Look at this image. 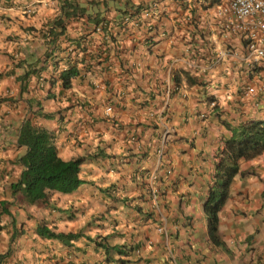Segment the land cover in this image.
Returning a JSON list of instances; mask_svg holds the SVG:
<instances>
[{"label":"crops","instance_id":"crops-1","mask_svg":"<svg viewBox=\"0 0 264 264\" xmlns=\"http://www.w3.org/2000/svg\"><path fill=\"white\" fill-rule=\"evenodd\" d=\"M156 1L143 16L137 0H106L96 16L109 21L115 36L103 43L70 31L55 44L51 35L48 41L41 36L40 54H26V70L33 57L39 68L26 77V89L6 66L0 79V201L10 205L17 232L8 224L11 216L0 215V253L10 249L4 264H264V151L239 162L217 213L222 246L209 241L202 211L229 136L221 120L231 126L264 112V97L253 108L236 91L246 80L245 36L223 28L225 18L213 4ZM121 9L133 11L138 23L120 29ZM82 58L91 72L63 89V63L70 59L80 69ZM206 97L224 105L219 116L209 114ZM25 117L52 133L60 158L89 157L79 171L85 183L52 196L58 209L63 199L87 208L100 204L71 219L65 208L62 214L51 210L48 220L58 230L80 232L71 246L38 241L33 226L46 209L13 201L17 194L9 184L20 172L24 147L16 138ZM100 150L102 159L94 156ZM98 243L125 253L105 252Z\"/></svg>","mask_w":264,"mask_h":264},{"label":"trees","instance_id":"trees-1","mask_svg":"<svg viewBox=\"0 0 264 264\" xmlns=\"http://www.w3.org/2000/svg\"><path fill=\"white\" fill-rule=\"evenodd\" d=\"M3 1L7 2L9 0ZM63 24V20L58 19L53 22L52 28L48 30V33L54 39V44L56 39L65 38V26ZM54 29L58 30L55 31ZM48 57L45 58L46 61L49 59ZM80 62L85 63L81 64L80 69L74 62L68 63L67 68L58 74V80L63 89L70 85L72 78H81L82 73L91 72L90 66L85 62V58L80 59ZM49 65L53 67L51 69H54L57 67L58 61H56V65L53 63ZM10 72L22 85L25 84L24 87L21 86L22 89H26V83L28 82L26 77H29L30 74L35 77L39 72V68H31L30 66L24 74L18 77L14 71L11 70ZM209 114L219 116L220 112L217 106H211ZM222 122V126H225L229 131V136L223 141V147L219 152L220 155L214 164L212 181L207 187V193L202 203V211L206 219L207 237L212 244L221 246L222 241L217 234V213L227 197L232 178L239 171V162L252 159L264 151V112L259 118L241 119L231 126L226 121ZM16 143L19 146H23L24 151L17 161L20 166L18 177L9 184L11 193L21 196L28 204H37L43 210L46 209L44 215L38 218L33 226L32 232L35 237L39 238L38 241L45 243L58 241L63 245L71 246V241L81 234L80 232L58 230L56 224L49 222L51 210L61 211V209H58L59 206L56 205L57 199H52V196L55 193L58 195L69 194L85 183L79 171L82 164L89 157L82 155L66 160L60 158L52 141V133L43 127L33 125L30 119L26 117L17 128ZM100 151V156L98 153L94 154V156L102 159L105 155L102 150ZM2 214L11 216L8 224L11 225L13 230L15 225L14 218L7 210L4 201H0V215ZM65 215L68 219L73 216L68 209H65ZM16 232V230H13V234ZM11 237L13 236L11 235ZM96 245L102 247L105 252L108 249H114L117 255L125 253L124 248L121 246H108L99 243ZM9 255V248L5 252L0 253V264H4Z\"/></svg>","mask_w":264,"mask_h":264},{"label":"built area","instance_id":"built-area-1","mask_svg":"<svg viewBox=\"0 0 264 264\" xmlns=\"http://www.w3.org/2000/svg\"><path fill=\"white\" fill-rule=\"evenodd\" d=\"M137 1L139 3L138 7H143V16L148 15L153 5L158 2L156 0ZM175 1L179 2L180 4H186L187 6H189V4H195L198 6L213 4L218 14L225 18L224 23H222L223 28H227L233 33L239 35L242 34V36H245L244 40L246 42L244 43L243 47L246 51L245 59L247 61V71L245 74L246 80L240 83L236 91L238 92L237 94H239V99H246L250 102L253 108H260L264 97V79H262V77L264 76V46L262 45L264 44V0ZM105 2L106 0L62 1V10L60 12V16L57 19L63 20L65 32L70 31L74 37L76 36V38L79 39L89 34H94L95 36L92 38V40H100V43H103L104 40L110 39L115 36L114 33H111L109 31V21L100 20V18H97L96 16V9L99 8L100 5L104 6L103 3ZM80 3H83V7L80 5ZM118 16V24L116 25H118L120 29H124V27L127 28L129 24L135 25L139 21L138 18L135 19L136 14L133 15V11L131 12V10L127 11L121 9ZM69 23L72 24L71 28H69ZM88 23H90V25H88ZM76 24H78V26H76ZM52 26L53 22L50 27H48V29L44 32L46 41L49 40L50 34L47 32L50 28H52ZM78 50H80V48H78ZM70 53L71 51L70 49H68L66 57L70 58ZM100 60L102 59L100 58ZM69 61L70 59L66 60V62L63 63L62 70L67 68ZM211 106H217L219 112H222V110L224 109V105H219L214 99L207 98L208 110H210ZM105 111V114L108 115L110 108L107 107Z\"/></svg>","mask_w":264,"mask_h":264},{"label":"rangeland","instance_id":"rangeland-1","mask_svg":"<svg viewBox=\"0 0 264 264\" xmlns=\"http://www.w3.org/2000/svg\"><path fill=\"white\" fill-rule=\"evenodd\" d=\"M62 1L66 2V0H9L7 2L0 0L1 81L4 79L3 77L6 76V71L9 70L5 69L6 66L14 71L17 77L21 76V74H24L26 71V54L30 52L31 55L35 57L40 54L39 48L41 46L39 44V39L41 36H44L45 30L48 29L52 22L58 20L57 18L62 10ZM33 58H30L32 59L30 64L31 68L37 65L34 64ZM81 174L84 175L85 171H82ZM83 193L85 195L88 194L87 191ZM13 201H16L18 206H23L26 202L18 195L14 197ZM58 202H60L59 199ZM72 202L75 203L72 200L63 199L60 205L61 211H59V213L62 214L65 208L70 210L73 216L74 213L80 209H83L85 214L86 212L97 210L100 205L94 203V206L91 205V207L87 208L86 204L76 203L73 205L70 204ZM16 204L14 203V209L17 211L18 206L16 207ZM65 206L70 207L67 208ZM7 207L9 208L10 205Z\"/></svg>","mask_w":264,"mask_h":264},{"label":"clouds","instance_id":"clouds-1","mask_svg":"<svg viewBox=\"0 0 264 264\" xmlns=\"http://www.w3.org/2000/svg\"><path fill=\"white\" fill-rule=\"evenodd\" d=\"M80 5H83V3H80ZM119 12H120V10H119ZM60 16V15H59ZM223 205V204H222ZM222 207V206H221ZM220 210V209H219ZM218 234V233H217ZM222 245H223V243H222ZM221 246V245H220Z\"/></svg>","mask_w":264,"mask_h":264}]
</instances>
